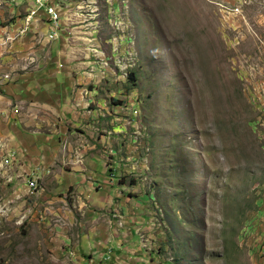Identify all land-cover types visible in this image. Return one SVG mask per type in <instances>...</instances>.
<instances>
[{"label": "rangeland", "instance_id": "rangeland-1", "mask_svg": "<svg viewBox=\"0 0 264 264\" xmlns=\"http://www.w3.org/2000/svg\"><path fill=\"white\" fill-rule=\"evenodd\" d=\"M0 264H264V0H0Z\"/></svg>", "mask_w": 264, "mask_h": 264}, {"label": "trees", "instance_id": "trees-1", "mask_svg": "<svg viewBox=\"0 0 264 264\" xmlns=\"http://www.w3.org/2000/svg\"><path fill=\"white\" fill-rule=\"evenodd\" d=\"M129 76H130V78H132V79H133V77H134V76H133V73H131Z\"/></svg>", "mask_w": 264, "mask_h": 264}, {"label": "clouds", "instance_id": "clouds-1", "mask_svg": "<svg viewBox=\"0 0 264 264\" xmlns=\"http://www.w3.org/2000/svg\"><path fill=\"white\" fill-rule=\"evenodd\" d=\"M55 34V33H54ZM132 72H129V75L131 74Z\"/></svg>", "mask_w": 264, "mask_h": 264}]
</instances>
